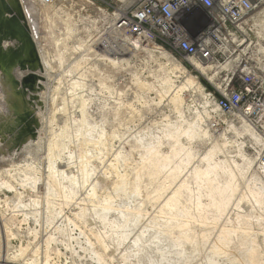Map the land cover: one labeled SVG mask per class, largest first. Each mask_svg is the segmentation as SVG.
I'll list each match as a JSON object with an SVG mask.
<instances>
[{
    "label": "rangeland",
    "instance_id": "obj_1",
    "mask_svg": "<svg viewBox=\"0 0 264 264\" xmlns=\"http://www.w3.org/2000/svg\"><path fill=\"white\" fill-rule=\"evenodd\" d=\"M104 1L111 4L106 6L111 14L128 13L137 2ZM47 7L42 14L38 6L35 16L45 36L39 44L32 40L37 70L17 67L8 56L0 64V259L16 257L17 264H206L216 241L231 233L214 264H264V206L241 201L248 188H262L254 178L260 172L258 155L246 140L251 131L236 138L229 128L218 134L208 129L200 90L180 91L188 76L204 87L207 81L186 64L181 63L186 74L177 73L142 40H132L140 42L135 46L121 37L120 49L105 53L92 47L100 23L84 0H59ZM42 52L50 55L47 69L41 65ZM39 71L35 88L23 84L27 73ZM39 136L42 141H36ZM52 140L57 163L68 176H63L67 198L59 196L49 178L47 145ZM214 144H224L216 160L226 161L216 169L215 186H227L230 172L239 185L225 212L210 204L203 188L207 182L194 177L197 167L207 169L202 159ZM177 147L191 157H173ZM239 151L254 159L249 169ZM155 158L160 172L153 177L142 170ZM178 166L181 171L174 175ZM135 184L139 195L133 192ZM175 193L181 213H163ZM107 199L111 208L102 212ZM198 200L206 205L202 211ZM125 223L129 226L119 227ZM180 235L191 241H181ZM106 250L113 255L103 263L96 252Z\"/></svg>",
    "mask_w": 264,
    "mask_h": 264
},
{
    "label": "built area",
    "instance_id": "obj_2",
    "mask_svg": "<svg viewBox=\"0 0 264 264\" xmlns=\"http://www.w3.org/2000/svg\"><path fill=\"white\" fill-rule=\"evenodd\" d=\"M58 1L41 0L44 6ZM84 1L100 23L95 49H120L121 37H137L203 77L211 88H202L209 101L206 126L214 134L250 127L258 139L251 149L264 174V0H137L123 16L120 10L111 14L104 0Z\"/></svg>",
    "mask_w": 264,
    "mask_h": 264
},
{
    "label": "bare ground",
    "instance_id": "obj_3",
    "mask_svg": "<svg viewBox=\"0 0 264 264\" xmlns=\"http://www.w3.org/2000/svg\"><path fill=\"white\" fill-rule=\"evenodd\" d=\"M122 1L123 2H127V0H122ZM38 6H40V9L42 8L41 9L42 10V12H41L42 14L48 8L47 6H44L42 4L41 0H0V64L4 60H7V56H8L9 59H12V60L14 59V61L17 62L16 63L17 67H19L21 65H24V66H26V65L28 66L29 65V60L31 58L30 55H33L34 52H32V48L31 47H29V48L26 47L27 46V45L25 46L26 43H23L22 41H24L23 38L26 37L25 33L27 31H29L28 34L31 37V39L34 40L35 42H37V44H39L40 42L43 41V40L41 41V37H40V36H42L43 33L40 35V33H39V27L40 26L38 27L37 20H36V17H35L36 14L38 13L37 12ZM118 14L123 16L124 13L120 12ZM12 36H14V38H12ZM43 36H44V34H43ZM20 37H21L22 41L20 40ZM44 38H45V36H44ZM125 38L131 39V41L132 40H136V41L140 40L137 37H133V38L125 37ZM9 41L14 42V45L12 47H9V44H6ZM136 41H132V44L135 45V46H138L140 42L138 43ZM141 42L143 43V47L145 49L150 50L152 53L158 54L160 58L170 62L172 64V66L174 67V70L177 73H179L181 75L182 74H184V75L186 74L184 66H182L181 63H178L177 61H174L172 59V57H171L169 52L157 47L156 45H154V44H152L150 42H146L144 40H142ZM42 46L43 45H41L40 47H42ZM39 51H40V49H39ZM42 51H43V49H42ZM48 56L50 57V55H48ZM41 57H42V61H43V64H41V65H43V67H46V69L48 67H50V65H51L49 63L50 60L48 61L49 57L47 58L45 52L43 53V55ZM30 62H31V60H30ZM193 65L197 69L201 70L204 75L207 74L208 70L206 68H204L203 66H201L200 64L194 62ZM39 73H41V71H39L37 74L29 73V75H28V73H27V76L25 78L26 79L31 78L32 81H34V80L37 79V76H41ZM41 78H42V76H41ZM207 78L209 79L210 82L215 83L213 77L207 76ZM38 83H40V82H38ZM41 85H42V83H41ZM33 88H35V87H33ZM186 88L187 89H193L194 88L195 91L200 90V95H201L202 100H203L204 108L206 107V105H209L208 99L206 98V96L202 92L203 86H201L199 84V82L194 77L188 76L187 79H186V82H185V86L183 88H181L180 91H182L183 89H186ZM11 90H12V88H11ZM41 96H43V95H41ZM17 108L19 109L18 103H17ZM21 108H22V106H20V109ZM21 111H22V109H21ZM30 111H31V108H30ZM35 120H37V119L35 118ZM81 120L84 123L87 121V117H86V114L84 112L81 114ZM247 129H249L251 131L250 132L251 136L248 137V139H246L248 141V143L250 142L249 143V147H248V148H250L254 144L253 140H255V142L258 141L256 135L253 133V131L251 130L250 127H246V129L244 130V133L239 132L238 130H236L233 127H230L228 130H231L232 131V135L237 138L239 136L245 137L247 135ZM41 139H42V137L39 136L36 141L41 140ZM30 141H34V140H30ZM230 142H232V139H230V141H226V143H228V144H231ZM223 146H224V144L223 145H219V144L212 145L211 148L208 149L205 152V155H204V157L202 159V162H206L207 163V166H208L207 169L202 171L200 167L199 168L197 167L196 168V172H194V177H195L196 180L204 179L207 182V186H204L203 188L205 190H207L205 192H208L209 193V197L212 198L210 204L213 206V208L215 210L221 211V212H225L226 211V209L228 208V206H229V204H230V202L232 200V197L235 195V193L238 191V188H239V185L235 186L233 184V182H232L234 180L233 172H230V175H228L229 178H232V180L228 181V185L227 186H224L222 189H219L218 186H215V184H214L215 178L213 176L216 173L217 167H219L221 165H224L226 163V161H220L218 159L216 160V157L221 152V149L223 148ZM56 148H57V143L54 140L50 141L48 143V145H47V156L49 158V163H50L49 164V169H50L49 178H51V181L53 182L54 187L58 190L59 196L67 198V196L65 195V188L63 186L64 185L63 184V176L66 179H68V176H67V174L65 172L64 165L63 166H59L58 163H57ZM243 148H245V145H244ZM241 149H242V147H241ZM257 151L260 152V150H257ZM229 153L230 152H227L226 155L228 156ZM2 154H3V152H2ZM171 155L173 157H178L179 155L180 156L184 155V156L189 158V157H191V152L189 150H185L183 148L177 147V148H175L172 151ZM239 155H241L243 157V159L245 161V165L244 166H246L248 169L255 162L254 159H252L251 157H248L243 151L242 152L239 151ZM214 157H215V161L211 162L214 159ZM167 158L168 157H166V159ZM82 159H84V157H82ZM226 160L228 161V158H226ZM73 161H74L73 155H70L69 162H73ZM156 161H157V158H155L150 163V165L145 170L143 169L142 171H144L146 174H150L153 177L158 175L159 172H160V170H159L160 169V165H158ZM180 171H181L180 167L178 166L176 168V172H175L174 175L179 174ZM86 176H88V174L85 172V178H86ZM254 178H255V180L257 182L261 183L260 186L262 188H260V187H258V189H250V188H248L247 189L248 190L247 195L243 196L242 197L243 199L241 201L247 200V201H250V202H254L260 207V209H262L263 206H264V174L261 171L260 172L256 171V174H254ZM69 181L72 184L76 183L74 177H70ZM38 182H39V180L35 179V184H37ZM5 185L7 187H9L7 184H5ZM201 188L202 187L198 185V191H200ZM133 192L136 195H139V193H141V189H140L138 184H135V188H134ZM177 194L178 193H175L171 198H169L166 201L165 205L162 207L163 213H165L167 210H176L178 212V214L181 213V211L179 210V204H180L179 198L180 197H178ZM66 204H67V202H66ZM196 205H197L198 211H202L203 207L206 206L199 200L196 203ZM110 208H111V206L109 205V199H107V200H105L104 207L101 208V211L102 212H106V211L110 210ZM141 210L142 209H139L137 211V213L135 214V221H139V215H140V211ZM98 211L100 212V210H98ZM184 212L186 213L185 210L183 211V213ZM105 218H106V215H101V219H105ZM228 221H230V219H228ZM128 226H129L128 223L119 224V227H121V228H126ZM169 227L178 229V224H171ZM180 227H182V226L180 225ZM226 232H230V231H226ZM167 233H168L167 230L163 231V232H160L159 233L160 235L158 237H156V238L160 239L161 237L167 235ZM230 234L231 233H226L223 237H221L220 239H218L216 241L215 250L213 252V257L211 259L207 260L206 264H214L215 256L218 254L219 249H221V248H223V247H225L227 245L228 239L230 238ZM179 239L181 241L182 240L191 241L190 236H187V235H180ZM136 242H138V238L135 240V243ZM109 251L110 250H106L104 252V254H102L99 251H97L96 255L98 257V260L103 262V263L105 261V263H106V259L108 257H110L111 255H113V252L112 253L110 252L111 254L109 255V253H107ZM0 254H4V253L2 251H0ZM251 254H253V251L251 252ZM15 258L11 259V258H9L7 256H3L0 259V264H17Z\"/></svg>",
    "mask_w": 264,
    "mask_h": 264
},
{
    "label": "water",
    "instance_id": "obj_4",
    "mask_svg": "<svg viewBox=\"0 0 264 264\" xmlns=\"http://www.w3.org/2000/svg\"><path fill=\"white\" fill-rule=\"evenodd\" d=\"M28 32H29V31H27V32L25 33L26 37L23 38L24 41H22L21 37H20V40H21L23 43H26V44H25V46L27 45L26 47H28V48L31 47V48H32V52H34V53H33V55H30V57H31V58H30L31 62H30V60H29V65H30L29 68H34V66H36L37 64L40 66V63H39L38 55H37V53H36V51H35V45H34L32 39H31V37L29 36ZM12 38H14V36H12ZM25 39H26V40H25ZM25 41H26V42H25ZM21 66H22L23 69H25V66H24V65H21ZM34 69H36V68H34ZM36 70H37V69H36ZM32 72H33V71H32ZM28 75H29V74H28ZM38 79H39L38 76H37V79L34 80V81H32L31 78H28V79L24 78V80H23V84H24V85H29L30 87H33V86L36 84V82L38 81Z\"/></svg>",
    "mask_w": 264,
    "mask_h": 264
},
{
    "label": "trees",
    "instance_id": "obj_5",
    "mask_svg": "<svg viewBox=\"0 0 264 264\" xmlns=\"http://www.w3.org/2000/svg\"><path fill=\"white\" fill-rule=\"evenodd\" d=\"M203 83L207 86V87H209L210 88V86H209V84L208 83H206L205 81H203ZM211 89V88H210Z\"/></svg>",
    "mask_w": 264,
    "mask_h": 264
}]
</instances>
